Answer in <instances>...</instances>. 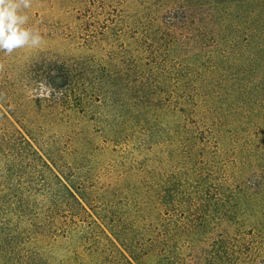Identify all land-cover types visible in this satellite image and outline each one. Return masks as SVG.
<instances>
[{
	"label": "rangeland",
	"instance_id": "374dc122",
	"mask_svg": "<svg viewBox=\"0 0 264 264\" xmlns=\"http://www.w3.org/2000/svg\"><path fill=\"white\" fill-rule=\"evenodd\" d=\"M204 1L32 0L44 43L0 52V264H264V33L200 42Z\"/></svg>",
	"mask_w": 264,
	"mask_h": 264
},
{
	"label": "trees",
	"instance_id": "16d2710c",
	"mask_svg": "<svg viewBox=\"0 0 264 264\" xmlns=\"http://www.w3.org/2000/svg\"><path fill=\"white\" fill-rule=\"evenodd\" d=\"M223 4H225L223 0H206L202 3L200 2V9H198V11L203 14V17L198 23L200 25L199 27L203 30L201 35L203 40L199 39V41L203 42L210 38L209 40L214 44V48L216 50H221L220 52L227 55H233L234 50L237 48H240L239 51L247 50L249 46L252 45L251 40L253 37L257 38L258 43L261 45L260 40L264 31L260 23L254 24L251 21H248L249 19H246V16H244L245 18L240 19L243 15L235 19L236 11H233V9L232 11H229L230 9H228L227 12L222 10L221 6ZM231 12H233V17H230L231 19L228 18V20L225 14L229 15ZM223 15L225 16L222 17ZM196 30H198V28H196ZM191 31L192 30L189 29L190 34H192ZM191 38V36H187L184 44L186 45V42H189V44L194 43L195 39ZM239 51L237 53H239ZM240 54L242 53L240 52L238 55ZM63 187L66 189L65 186ZM69 194L75 199V196L71 192H69Z\"/></svg>",
	"mask_w": 264,
	"mask_h": 264
},
{
	"label": "clouds",
	"instance_id": "9594fccd",
	"mask_svg": "<svg viewBox=\"0 0 264 264\" xmlns=\"http://www.w3.org/2000/svg\"><path fill=\"white\" fill-rule=\"evenodd\" d=\"M32 0H0V52L11 55L22 48H39L41 33L30 24L28 10ZM4 65L0 62V70Z\"/></svg>",
	"mask_w": 264,
	"mask_h": 264
}]
</instances>
